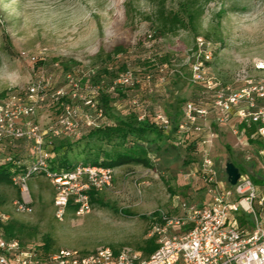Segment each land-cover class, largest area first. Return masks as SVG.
<instances>
[{"label": "rangeland", "instance_id": "obj_1", "mask_svg": "<svg viewBox=\"0 0 264 264\" xmlns=\"http://www.w3.org/2000/svg\"><path fill=\"white\" fill-rule=\"evenodd\" d=\"M46 11L29 13L26 22L15 28L0 25V62L24 73L26 82L18 88L0 86V97L9 92H24L42 72L51 91H69V104L96 116L85 101L103 89L112 98L111 109L103 112L102 125L112 124L131 113L155 118L163 113L169 126L160 139L148 146L151 168L129 165L114 168V178L92 202L88 214L75 215L71 209L62 220L54 216V188L42 177L29 180V210L18 212L12 206L20 199L16 186L0 185V210L8 217L13 234L29 244L46 243L56 249L90 250L102 246L129 248L147 256L160 235L153 226L163 218L181 217L167 232L186 230L191 225L186 211L207 201L205 176L200 170L202 150L209 149L216 178L226 182V162H235L248 175H262L264 155L249 141L248 148L235 146L237 139L228 131L212 128L210 146L188 147L178 133L171 132L187 99H210L202 85L206 81L235 84L241 76L264 77V17L257 20L253 0H39ZM175 13L183 25L173 28L166 14ZM40 15L45 23L37 22ZM211 17L205 30L201 20ZM202 37L212 51L203 63V80L191 81L195 61V38ZM123 51L112 56L116 66L123 64L132 74L131 83L121 85L116 77L92 79L114 46ZM125 70V71H126ZM76 85H69V82ZM118 84V85H117ZM116 89H120V95ZM209 90V89H208ZM211 93V92H210ZM97 106V105H96ZM59 104L38 106L35 118L40 123L52 120ZM167 132V131H166ZM217 135V136H215ZM57 150L72 164L101 160V145L88 136L61 137ZM197 144V143H196ZM23 145V147H22ZM21 145L24 156L26 146ZM154 213V215H152ZM182 222H185L182 224Z\"/></svg>", "mask_w": 264, "mask_h": 264}, {"label": "built area", "instance_id": "obj_2", "mask_svg": "<svg viewBox=\"0 0 264 264\" xmlns=\"http://www.w3.org/2000/svg\"><path fill=\"white\" fill-rule=\"evenodd\" d=\"M207 45L204 38H195V61L191 68L194 83L203 80V63L211 59L212 51ZM131 80L128 70L116 78L121 85H128ZM235 82L236 85L206 81L202 85L209 89L211 98L206 102L198 99L185 103L177 129L182 142L196 140L205 133L203 143L210 146L214 134L207 121L211 114L219 125H229L238 119L240 124L233 126L231 133L237 139L235 146L241 150L250 149L246 127L255 126L249 139L264 142V77L241 76ZM69 85L76 84L70 81ZM50 87L49 79L40 72L24 92H9L0 97V165L12 163L11 185L20 192V199L12 202L14 210H29V180L42 177L54 188V216L62 220L69 209L75 215L88 214L92 209L90 192L109 186L114 168L75 164L64 169L51 163L49 138H80L86 130L102 125L98 120L102 110L92 99L85 103L96 116L73 104L59 102V97L66 92L51 91ZM48 97L59 104L58 112L52 120L40 123L35 118L36 112ZM144 117L140 115L138 119ZM155 121L165 128L169 126L163 113H158ZM22 144L27 148L26 156L22 154ZM208 151L202 150L200 165L207 201L199 208L191 206L185 210L191 225L186 230L167 232L173 223L183 221L181 217L163 218V225L153 226V232L160 238L148 256L143 257L129 248L109 246L47 250L18 236L7 237L3 228L8 224V217L0 210V264H264V184H255L247 173H240L234 185L218 180ZM258 152L264 155L263 148ZM260 168L264 170V165L260 164Z\"/></svg>", "mask_w": 264, "mask_h": 264}, {"label": "trees", "instance_id": "obj_3", "mask_svg": "<svg viewBox=\"0 0 264 264\" xmlns=\"http://www.w3.org/2000/svg\"><path fill=\"white\" fill-rule=\"evenodd\" d=\"M163 16L165 22H168L169 26L173 27L174 29L180 27V25H183V20H181L179 16L175 13L169 12V14ZM122 51L123 48L121 46L119 45L114 46L111 49L110 53L107 55V59H105L102 62L101 64L102 66L101 67L99 66L98 69L95 71L94 75L92 76V79H99L102 76L105 78L109 76L116 77L121 72L125 71L126 70L125 66L123 64L116 66L112 58V56H117ZM97 91H98L97 97L94 99L95 104L97 105L98 108H100L103 112L106 113L111 109L110 101L112 98L110 97L109 94H106L103 89H99ZM115 91H118L120 95H123L122 94L123 92H121L120 89H116ZM205 91L206 93H210L207 89H205ZM65 92H66L65 95L59 97V102H66V103L69 102V100H67V98L65 97L69 95V91H65ZM205 97L207 96H204L203 98L200 99H203L204 102H206L208 99ZM189 100H194V99H187L186 102ZM50 101L53 102L52 99H50ZM186 102L182 104L180 108L178 122L174 127L171 128V132H176L178 129V125L183 119V108ZM254 131H255L254 125L245 128V135L247 136L248 141H251L256 145L264 144V142L259 141L257 139L255 140L249 139V135ZM165 133H168V130H166L165 127L159 125L155 121V118H149L148 116H145L142 120H139L137 114L131 113L124 118H118L115 123L105 124L93 129L86 130L83 136H88L92 140L99 142L101 145L103 144L108 145L110 148L108 150L101 149V153H102L101 160L93 159L90 162H80L77 164L89 165V166L99 165L110 168H118L129 165H140L145 168H151L152 161L149 156L148 146L151 143H154L157 139H160L162 136H164ZM58 139L59 138H49L50 148L53 153L51 163H56L55 167L58 166L64 169H68L72 167L74 164L70 163L67 160L66 155H61L57 152H54V151H58L57 145H55L56 143L55 141H57ZM187 143H188V147L196 149L197 142L195 140ZM233 163L239 169L240 173L242 174L245 173L243 167L239 166L238 163H235L234 161ZM11 165L12 163L0 165V185L11 184V171L9 169ZM52 168H54V165L52 166ZM251 179L257 185L264 184V177L262 175H258V176L251 175ZM99 192L100 191L90 192L91 203L95 200ZM154 213L155 212H153L152 215H154ZM3 229L7 237L16 236L15 234L12 233L9 223ZM41 245L47 250L51 248L47 246L46 243H42ZM155 248H156L155 246L150 248L147 252V256Z\"/></svg>", "mask_w": 264, "mask_h": 264}, {"label": "clouds", "instance_id": "obj_4", "mask_svg": "<svg viewBox=\"0 0 264 264\" xmlns=\"http://www.w3.org/2000/svg\"><path fill=\"white\" fill-rule=\"evenodd\" d=\"M254 19L264 17V0H253ZM46 11L45 6L39 0H0V25L15 28L18 23H24L29 13ZM37 22L45 23L40 15L33 17ZM201 27L208 30L211 27V17L207 21L201 20ZM26 82L25 75L15 67L10 66L7 61L0 62V86L9 89L20 87Z\"/></svg>", "mask_w": 264, "mask_h": 264}, {"label": "crops", "instance_id": "obj_5", "mask_svg": "<svg viewBox=\"0 0 264 264\" xmlns=\"http://www.w3.org/2000/svg\"><path fill=\"white\" fill-rule=\"evenodd\" d=\"M207 122H208L207 125H209L211 128H215L216 127V129L218 131H220V132L228 131V132H230V134H232L231 133V128L233 126H239V124H240L239 121H238V119L235 118L234 120L231 121V123L229 125H226V124L225 125H219V124H217V123L214 122V118H213L212 114L210 115L209 120ZM215 136H217V135H215ZM205 138H206L205 133L202 134L201 137L197 138L195 140L197 142V145H203L204 144L203 143V140ZM3 195H4V193L2 194V192L0 191V197H2ZM0 200H2V199H0Z\"/></svg>", "mask_w": 264, "mask_h": 264}, {"label": "water", "instance_id": "obj_6", "mask_svg": "<svg viewBox=\"0 0 264 264\" xmlns=\"http://www.w3.org/2000/svg\"><path fill=\"white\" fill-rule=\"evenodd\" d=\"M225 173L227 176V181L230 185L236 184L237 180L240 177L239 169L234 165L233 162H226L225 164Z\"/></svg>", "mask_w": 264, "mask_h": 264}]
</instances>
